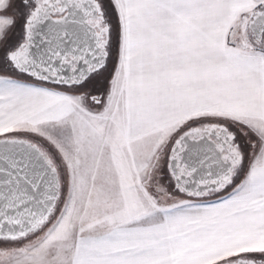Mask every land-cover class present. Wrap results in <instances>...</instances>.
<instances>
[{
    "label": "snow or ice",
    "instance_id": "obj_1",
    "mask_svg": "<svg viewBox=\"0 0 264 264\" xmlns=\"http://www.w3.org/2000/svg\"><path fill=\"white\" fill-rule=\"evenodd\" d=\"M0 264H264V0H0Z\"/></svg>",
    "mask_w": 264,
    "mask_h": 264
}]
</instances>
